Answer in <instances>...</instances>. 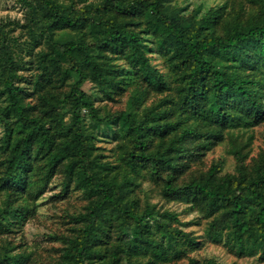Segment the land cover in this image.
<instances>
[{"label":"trees","instance_id":"16d2710c","mask_svg":"<svg viewBox=\"0 0 264 264\" xmlns=\"http://www.w3.org/2000/svg\"><path fill=\"white\" fill-rule=\"evenodd\" d=\"M15 1L23 18L0 24V264H226L208 244L263 264L264 0L203 14L206 0ZM219 146L230 171L207 162ZM55 179L62 230L27 238Z\"/></svg>","mask_w":264,"mask_h":264},{"label":"rangeland","instance_id":"374dc122","mask_svg":"<svg viewBox=\"0 0 264 264\" xmlns=\"http://www.w3.org/2000/svg\"><path fill=\"white\" fill-rule=\"evenodd\" d=\"M217 0H206L202 2L196 3L194 6H198L199 13L203 14L207 11V9L212 6L216 5ZM193 5H185L188 12ZM23 18V10L19 4L16 3L15 0H0V24L11 22L14 23L16 21H20ZM18 33V32H17ZM16 33V34H17ZM90 86L86 84L84 86L85 90H88ZM264 131V128L260 127L253 131L255 135V147L262 146L263 143L260 138V133ZM3 133V129L0 126V136ZM214 157L210 153L207 154L208 163L209 161L214 159L222 158L224 160V170L230 171L233 167V161L231 158L226 157L223 154L222 148L219 146L216 148L215 153L213 154ZM145 192H147V185L144 186ZM59 191V184L58 179H55L51 184V189L44 193L42 197L38 200L39 207L37 209L36 217L32 220L28 221L25 225V231L27 234V238H36L39 242L43 241L46 237V234L52 231L58 232L62 230L60 225V215H61V208L63 206L62 203L57 204L56 201L53 199L54 194ZM147 196L152 203H157L158 206H163L164 208L174 209L178 212H182V207L180 204L177 203H165L163 200H159L158 195L155 191L147 192ZM70 202L72 205H78L77 198H70ZM76 205V206H77ZM195 216V214H181V219L183 221H190ZM203 225H192L187 228V230H194L197 234H201ZM45 245V244H44ZM202 255L212 256L215 255L220 259L223 263L230 264L232 262H236V264H261L256 262L255 259H234L233 256L229 255L224 249L219 246H214L208 244L202 252ZM264 264V263H263Z\"/></svg>","mask_w":264,"mask_h":264}]
</instances>
